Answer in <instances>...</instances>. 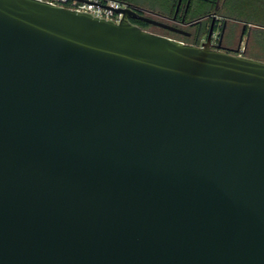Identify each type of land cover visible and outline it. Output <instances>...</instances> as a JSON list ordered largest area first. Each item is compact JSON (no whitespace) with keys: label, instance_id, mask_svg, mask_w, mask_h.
I'll return each instance as SVG.
<instances>
[{"label":"water","instance_id":"obj_1","mask_svg":"<svg viewBox=\"0 0 264 264\" xmlns=\"http://www.w3.org/2000/svg\"><path fill=\"white\" fill-rule=\"evenodd\" d=\"M125 5L0 0V264H264V61Z\"/></svg>","mask_w":264,"mask_h":264},{"label":"trees","instance_id":"obj_2","mask_svg":"<svg viewBox=\"0 0 264 264\" xmlns=\"http://www.w3.org/2000/svg\"><path fill=\"white\" fill-rule=\"evenodd\" d=\"M138 9L140 14H151L164 19H172L178 0H115ZM189 1L186 19L197 20L219 15L223 21L242 23L246 27L245 56L264 61V0H182L180 6ZM184 12V11H183ZM182 12V14H183ZM179 18V15H177ZM133 24L147 29L150 24L131 19ZM211 24L204 28L208 33ZM217 29L214 26V30Z\"/></svg>","mask_w":264,"mask_h":264},{"label":"flooded vegetation","instance_id":"obj_3","mask_svg":"<svg viewBox=\"0 0 264 264\" xmlns=\"http://www.w3.org/2000/svg\"><path fill=\"white\" fill-rule=\"evenodd\" d=\"M187 10L186 11L184 10L183 14L181 15L180 20H178V16H177L174 21L171 20V23H175L176 25L182 24V26L184 27H189L190 31L184 28L177 27L176 25H173L177 28H180L183 32H175V31H171V30L164 28L165 32H153V33L167 36V37L177 39L185 43L194 44V45H202L203 43H205L208 39L209 32L206 34H202V24L200 23L196 25V27H194L193 23H197L199 21L197 22H195L196 20H193L194 22H192L191 20L186 21ZM213 15H216V14H212L210 16L211 17L210 24L213 25V27L218 26L217 28H221V29H220L219 39L217 40V38H215V36L212 34L209 40V45L213 49L218 48V46L220 45L222 48L230 50V47L227 44L231 42L232 34L228 27V24H225V21H222V23L216 22L217 20L212 22ZM216 19H218V17ZM147 29H144V30H147ZM213 33H214V30H213ZM242 33H243V30H242Z\"/></svg>","mask_w":264,"mask_h":264},{"label":"rangeland","instance_id":"obj_4","mask_svg":"<svg viewBox=\"0 0 264 264\" xmlns=\"http://www.w3.org/2000/svg\"><path fill=\"white\" fill-rule=\"evenodd\" d=\"M184 10H185V3H183L178 9V13H177V15H179L178 20L181 19V15H182V12ZM151 16L155 17L156 19H159L161 21H164L166 23H169L171 25H176L175 23H171V19H164V18H161L159 16H155L153 14H151ZM216 17H218V19H216L217 20L216 22L222 23L223 18L221 16H219V15H216ZM210 19H211V17L203 18L201 21H199L197 23H193V25H194V27H196V25H198L199 23L202 24V34H206V32L204 31L205 30L204 28H207V26H209ZM186 21H189V20L186 19ZM192 22H194V21L192 20ZM227 24H228V27H229V29L231 31V34H232V37H231L232 40L227 45L230 47V50H234L238 46L239 39H240V36L242 34V30H243V26L244 25L242 23H236V22H232V21H227ZM176 26L180 27V28H184L186 30H189V27H184V26H182V24H179V25H176ZM217 27L218 26H216V28ZM220 29L221 28L215 29L214 30L215 33H213V35L215 36V38H217V40L219 39ZM147 30L150 31V32H165L164 28H161V27H158V26H155V25H152V24H150V26L148 27ZM246 40H247V36H246V28H245V30L243 31V43L241 45V49L244 48ZM243 52H244V50H243Z\"/></svg>","mask_w":264,"mask_h":264},{"label":"built area","instance_id":"obj_5","mask_svg":"<svg viewBox=\"0 0 264 264\" xmlns=\"http://www.w3.org/2000/svg\"><path fill=\"white\" fill-rule=\"evenodd\" d=\"M45 1H48L56 5L64 6L70 9L89 12L97 17L105 18V19H113L115 21H119V19L122 17V14L115 12V9L126 6L124 3L115 0H88L90 2H82L79 0H45ZM103 5H107L109 6V8L104 7Z\"/></svg>","mask_w":264,"mask_h":264}]
</instances>
